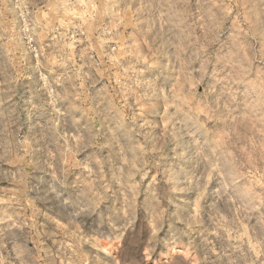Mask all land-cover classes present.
<instances>
[{
    "label": "rangeland",
    "instance_id": "obj_1",
    "mask_svg": "<svg viewBox=\"0 0 264 264\" xmlns=\"http://www.w3.org/2000/svg\"><path fill=\"white\" fill-rule=\"evenodd\" d=\"M0 264H264V0H0Z\"/></svg>",
    "mask_w": 264,
    "mask_h": 264
}]
</instances>
